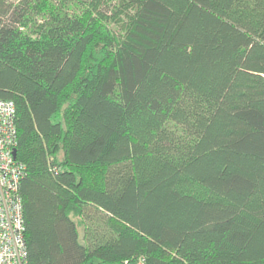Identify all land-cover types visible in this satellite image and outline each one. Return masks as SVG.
<instances>
[{
    "label": "trees",
    "instance_id": "16d2710c",
    "mask_svg": "<svg viewBox=\"0 0 264 264\" xmlns=\"http://www.w3.org/2000/svg\"><path fill=\"white\" fill-rule=\"evenodd\" d=\"M0 98L29 264H264V0H0Z\"/></svg>",
    "mask_w": 264,
    "mask_h": 264
},
{
    "label": "built area",
    "instance_id": "2783aa9c",
    "mask_svg": "<svg viewBox=\"0 0 264 264\" xmlns=\"http://www.w3.org/2000/svg\"><path fill=\"white\" fill-rule=\"evenodd\" d=\"M17 109L0 98V264H29L21 182L27 166L18 148Z\"/></svg>",
    "mask_w": 264,
    "mask_h": 264
},
{
    "label": "rangeland",
    "instance_id": "374dc122",
    "mask_svg": "<svg viewBox=\"0 0 264 264\" xmlns=\"http://www.w3.org/2000/svg\"><path fill=\"white\" fill-rule=\"evenodd\" d=\"M125 17L124 16H121V20L122 19H124ZM108 25L110 26V28H112V29H115V30H117L118 31V29L120 28V22H116V21H113V20H111L109 23H108Z\"/></svg>",
    "mask_w": 264,
    "mask_h": 264
},
{
    "label": "water",
    "instance_id": "95a60500",
    "mask_svg": "<svg viewBox=\"0 0 264 264\" xmlns=\"http://www.w3.org/2000/svg\"><path fill=\"white\" fill-rule=\"evenodd\" d=\"M17 155H18V151H17V149H15L14 150V156L17 157Z\"/></svg>",
    "mask_w": 264,
    "mask_h": 264
}]
</instances>
